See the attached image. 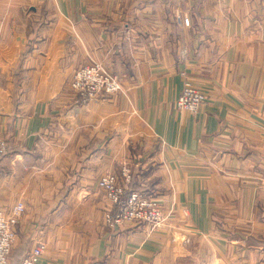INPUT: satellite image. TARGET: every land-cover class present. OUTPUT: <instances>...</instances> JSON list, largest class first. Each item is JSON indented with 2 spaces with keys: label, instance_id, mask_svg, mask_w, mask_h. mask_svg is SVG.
Returning <instances> with one entry per match:
<instances>
[{
  "label": "crops",
  "instance_id": "crops-1",
  "mask_svg": "<svg viewBox=\"0 0 264 264\" xmlns=\"http://www.w3.org/2000/svg\"><path fill=\"white\" fill-rule=\"evenodd\" d=\"M90 63L121 90L82 100L69 81ZM185 81L195 113L175 106ZM0 127V210L24 205L9 264L37 241L40 264H164L171 227L264 264V0H0ZM106 173L165 225H107Z\"/></svg>",
  "mask_w": 264,
  "mask_h": 264
},
{
  "label": "built area",
  "instance_id": "built-area-1",
  "mask_svg": "<svg viewBox=\"0 0 264 264\" xmlns=\"http://www.w3.org/2000/svg\"><path fill=\"white\" fill-rule=\"evenodd\" d=\"M189 18L183 17V24H189ZM184 53V52H183ZM70 88L82 100L112 94L121 90V82L117 75L107 71L100 63L82 64L73 73ZM206 100L205 94L189 81L182 85L181 92L175 101L179 110L195 113ZM8 150L4 130L0 127V157ZM124 182L129 181V171L121 169ZM97 186L104 191L108 200L116 207L113 213L106 212L104 219L109 226L126 223H143L153 231L166 223V218L158 200L138 190L126 193L125 187L119 183L118 176L106 173L97 181ZM24 210L22 202H17L8 212L0 210V264H9V256L15 236V225ZM171 236L177 243H185L186 236L179 228L171 227ZM45 244L37 241L35 246L21 260L19 264H40L39 260ZM215 264H227L218 262Z\"/></svg>",
  "mask_w": 264,
  "mask_h": 264
},
{
  "label": "rangeland",
  "instance_id": "rangeland-1",
  "mask_svg": "<svg viewBox=\"0 0 264 264\" xmlns=\"http://www.w3.org/2000/svg\"><path fill=\"white\" fill-rule=\"evenodd\" d=\"M158 229H160V227L153 231ZM148 231L152 232L150 230ZM169 246L168 255L159 258V260L167 259V262L164 264H215L220 261L219 259L217 260L215 256H212L209 239L206 237H194L188 239L186 237L184 244L171 243ZM225 263L229 264L228 262Z\"/></svg>",
  "mask_w": 264,
  "mask_h": 264
},
{
  "label": "trees",
  "instance_id": "trees-1",
  "mask_svg": "<svg viewBox=\"0 0 264 264\" xmlns=\"http://www.w3.org/2000/svg\"><path fill=\"white\" fill-rule=\"evenodd\" d=\"M20 262H21V261H20ZM20 262H19V263H20ZM19 263H17V264H19Z\"/></svg>",
  "mask_w": 264,
  "mask_h": 264
}]
</instances>
